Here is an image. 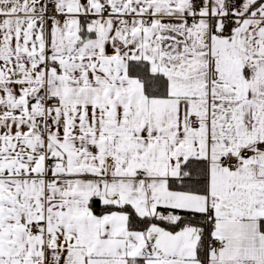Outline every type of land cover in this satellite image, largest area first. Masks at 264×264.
I'll return each mask as SVG.
<instances>
[{
  "label": "snow or ice",
  "instance_id": "1",
  "mask_svg": "<svg viewBox=\"0 0 264 264\" xmlns=\"http://www.w3.org/2000/svg\"><path fill=\"white\" fill-rule=\"evenodd\" d=\"M0 264H264V0H0Z\"/></svg>",
  "mask_w": 264,
  "mask_h": 264
}]
</instances>
